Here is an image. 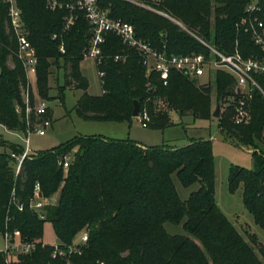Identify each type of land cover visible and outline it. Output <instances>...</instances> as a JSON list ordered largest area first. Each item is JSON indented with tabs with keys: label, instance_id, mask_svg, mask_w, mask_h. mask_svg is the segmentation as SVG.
I'll list each match as a JSON object with an SVG mask.
<instances>
[{
	"label": "trees",
	"instance_id": "trees-1",
	"mask_svg": "<svg viewBox=\"0 0 264 264\" xmlns=\"http://www.w3.org/2000/svg\"><path fill=\"white\" fill-rule=\"evenodd\" d=\"M249 0H165L164 8L191 28L211 36L214 17L216 44L232 51L237 40L245 56L258 52L249 34L239 30ZM104 8L132 23L138 36L168 52H205L204 46L170 19L137 7L124 0H102ZM28 38L38 56L37 91L42 99L50 89V66L64 70V85L82 90L74 109L85 119L128 121L133 118L135 100L140 110L151 116L149 126L165 129L174 124L172 113L181 117L213 119L211 86L173 70L164 85L155 72L148 75L143 56L125 46L115 35L103 45L105 71L103 92L87 93L88 81L80 70L88 40L89 25L80 17L64 31V10L51 11L46 0H20ZM264 18V14H262ZM57 34L56 38L53 35ZM63 42L65 52L59 51ZM123 58L116 61L115 57ZM62 60V65L59 60ZM13 62V67L8 65ZM221 107L219 127L243 145L264 143V95L256 89L248 101L251 118L234 122L237 94L235 78L218 71L214 81ZM264 86V79L261 78ZM27 87L16 43L7 21V5L0 0V124L23 134L36 122L50 119L48 108L38 118L31 112L27 120L22 91ZM61 92V94H62ZM60 97V96H59ZM31 100L33 98L31 97ZM168 110L158 109V101ZM17 106L21 111H17ZM10 151L22 152L18 144L1 142ZM69 154L68 167L60 161ZM253 169L233 165L229 188H243V202L264 229V155L254 151ZM174 176L184 187L198 183L188 199L178 192ZM216 167L211 139H193L183 147L143 146L133 140H116L96 135H81L52 149L30 153L18 173L10 153L0 151V233L18 230L22 241H39L29 253L19 256V264H63L52 258L53 245H42L43 227L49 222L60 247L87 232L88 240L80 253L71 256L77 264H264V245L255 236L246 239L224 214L216 201ZM40 197L59 190L56 204L39 212L29 206L35 184ZM22 206V209H19ZM183 224L189 235L172 234L166 223ZM0 252V264H5Z\"/></svg>",
	"mask_w": 264,
	"mask_h": 264
},
{
	"label": "built area",
	"instance_id": "built-area-1",
	"mask_svg": "<svg viewBox=\"0 0 264 264\" xmlns=\"http://www.w3.org/2000/svg\"><path fill=\"white\" fill-rule=\"evenodd\" d=\"M7 5V21L9 29L12 31L16 43V56L21 63L27 87L22 91V101L27 120L31 112H34L40 118L48 109L45 99L39 98L34 101V84L36 83V74L38 67V56L35 48L28 38V28L22 18L20 0H3ZM102 0H46V7L51 11L64 10L63 30L67 31L83 17L89 25V35L87 45L83 53L85 58H93L98 66L104 62L103 45L111 35L118 36L123 44L131 49L137 50L144 59L148 75L155 72L159 75L164 85H167L171 72L178 71L190 79L204 84L214 82L218 71H225L235 78V91L237 101L235 104L234 122L236 124L246 123L251 118L248 101L252 99L253 92L259 89L264 95V86L261 78L264 79V0H249L245 7V15L238 23L239 30L249 34L251 41L257 47L258 52L245 56L240 49L239 40L236 41L232 51H226L220 48L216 42L206 37L199 30L191 28L181 20L173 17L163 6L165 0H124L137 7L166 17L176 23L181 30L188 33L201 43L206 49L205 52H190L187 54H177L168 52L166 45L162 49L153 46L149 41L138 36L135 26L122 18L115 17L111 13V8H104ZM57 34L53 35L56 38ZM59 51L65 52L64 43L59 45ZM123 57L117 55L115 60H121ZM99 70V69H98ZM100 77L105 75V71L99 70ZM205 80L202 81V79ZM32 80L34 84H32ZM31 97L33 100H31ZM158 109L168 110V103L164 100L158 101ZM17 111L21 108L17 106ZM139 118L143 127H148L151 122L149 111L144 108L140 110ZM50 124V120L44 119L33 125V131L42 136L45 134V127ZM27 129L24 138V147L22 152H10V157L15 162V173H18L22 161L31 153ZM70 155L67 154L60 161L63 168L68 167ZM40 186L35 184L33 197L30 199L29 206L39 212L45 205L50 204L46 197H40ZM51 205V204H50ZM22 209V206H19ZM4 238V248L0 251L5 256V264H19L14 259V255L29 253L39 241H22L20 232L2 233ZM88 240L87 232L80 234V240L60 247L57 243L53 245L52 258H61L63 264H77L71 256L80 253V246ZM42 245L45 243L42 241ZM48 264H54L52 262ZM80 264V263H79ZM104 264V262H101Z\"/></svg>",
	"mask_w": 264,
	"mask_h": 264
},
{
	"label": "rangeland",
	"instance_id": "rangeland-1",
	"mask_svg": "<svg viewBox=\"0 0 264 264\" xmlns=\"http://www.w3.org/2000/svg\"><path fill=\"white\" fill-rule=\"evenodd\" d=\"M208 38L216 42L214 17H212L211 36ZM59 64L62 65L61 59L59 60ZM8 65L10 67L14 66L11 61H8ZM80 70L88 81L87 93L100 95L103 92V87L95 60L93 58H85L80 63ZM32 84H34L33 80ZM197 84L211 86L213 110L215 111L219 105L217 86L214 82L204 84V82L197 81ZM48 85L50 89L47 92L45 101L51 110L52 116L49 119L50 124L45 127L44 135L40 136L36 134L33 131L34 128L28 134L32 153L37 154L52 149L81 135H96L116 140H133L148 147L162 145L183 147L193 139H211L216 167V201L224 214L236 225L246 239L249 240L251 236H255L259 245H264V229L255 222L254 216L245 207L242 186L235 193H232L229 188L231 167L233 165H240L253 169L256 164L253 152L256 151L258 154L264 155V143L258 145V147L240 144L219 127V119L214 117L212 120L195 119L192 115L181 117L179 114L173 112L174 124L165 129L151 126L143 127L137 117H133L132 120L128 121L85 119L79 116L74 109L77 99L82 94V90L72 87H65L63 92L61 90V86L64 85L63 69L57 66H50ZM33 86L35 94L34 101L36 102L40 98L37 91V82ZM227 106L228 103L225 102L221 110H225ZM26 133L27 131L25 134H21L8 130L0 124V143L4 141L24 147ZM0 151L10 152V147L8 145H0ZM174 180L180 197L183 200L188 199L190 194L199 187L198 183L184 187L176 176H174ZM51 196L56 198L57 203L59 190ZM165 226L169 233L189 235L183 228V224H172L168 222ZM79 240L80 235H77L75 241ZM42 241L45 244L51 245L58 242L49 222L44 223ZM3 248L4 238L0 233V251ZM20 255L22 254L14 255V259L18 260V262Z\"/></svg>",
	"mask_w": 264,
	"mask_h": 264
},
{
	"label": "water",
	"instance_id": "water-1",
	"mask_svg": "<svg viewBox=\"0 0 264 264\" xmlns=\"http://www.w3.org/2000/svg\"><path fill=\"white\" fill-rule=\"evenodd\" d=\"M140 115V101L139 100H135V108L133 111V117H138ZM221 115V104H219L214 113H213V117L214 118H219Z\"/></svg>",
	"mask_w": 264,
	"mask_h": 264
},
{
	"label": "crops",
	"instance_id": "crops-1",
	"mask_svg": "<svg viewBox=\"0 0 264 264\" xmlns=\"http://www.w3.org/2000/svg\"><path fill=\"white\" fill-rule=\"evenodd\" d=\"M51 111V110H50ZM13 131V130H12ZM14 132H19V133H21L22 134V132H20V131H14ZM140 143V142H139ZM141 144V143H140ZM143 146H146V145H144V144H142ZM23 148V147H22ZM11 152V151H10ZM9 152V153H10ZM32 153V152H31ZM51 199H53V200H51ZM46 200L50 203V204H55L56 203V198H54V196H50V197H46Z\"/></svg>",
	"mask_w": 264,
	"mask_h": 264
}]
</instances>
